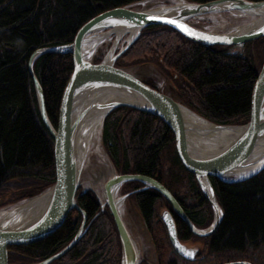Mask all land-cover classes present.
<instances>
[{
    "label": "trees",
    "instance_id": "1",
    "mask_svg": "<svg viewBox=\"0 0 264 264\" xmlns=\"http://www.w3.org/2000/svg\"><path fill=\"white\" fill-rule=\"evenodd\" d=\"M138 1L143 0H0V193L9 195L7 203L36 196L56 180L54 139L40 115L29 72L30 56L40 48L71 43L90 19ZM233 48L206 47L169 26L153 25L117 60L116 67L128 69L154 62L171 80V95L177 100L214 123L243 125L249 121L253 89L264 63V37L244 44L241 53L231 52ZM101 58L95 56L93 61L98 63ZM33 69L43 88L49 119L57 128L62 96L73 72L72 55H43ZM143 82L160 91L152 82ZM102 142L117 172L156 178L191 211L189 198L199 197L205 207L198 211L202 222L194 219L195 225L206 228L212 223L211 205L195 174L181 160L174 133L160 118L129 107L117 108L104 121ZM211 181L224 218L208 239L209 257L185 260V264H264V170L239 183L217 177ZM126 185L129 192L143 186L140 182ZM131 196L163 195L147 189ZM77 203L88 216L85 232L51 264H122L112 213L102 210L92 190L80 187ZM83 219L74 209L52 235L9 246L10 264H32L53 256L74 239ZM158 238L179 258L166 233Z\"/></svg>",
    "mask_w": 264,
    "mask_h": 264
},
{
    "label": "water",
    "instance_id": "2",
    "mask_svg": "<svg viewBox=\"0 0 264 264\" xmlns=\"http://www.w3.org/2000/svg\"><path fill=\"white\" fill-rule=\"evenodd\" d=\"M141 2V1H138ZM137 2L105 11L86 22L71 43L40 48L29 58V72L34 82L40 115L54 139L55 183L40 194L30 197L10 217L0 218V264H10L9 246L31 244L57 231L74 210L83 214V223L74 239L48 259L32 264H51L61 258L81 239L88 222L86 212L77 203L89 148L81 150V140L92 122H102L115 109L129 107L160 118L174 133L178 154L199 186L213 211L212 223L200 229L188 218L175 196L156 178L142 174L115 172L104 183L102 210L108 205L117 227L122 264H138V253L121 214L124 199L136 192L154 189L160 192L198 237L214 234L221 225L224 211L218 201L211 177L226 183H239L264 170V63L252 94L249 121L243 125L214 123L170 94L155 90L130 70L116 67L117 60L153 25L169 26L187 39L206 47L243 46L264 37V0H162L161 3L137 8ZM235 14L243 18L229 30L213 31L196 24L205 17ZM174 20L189 31L182 30ZM107 41L111 45L98 63L93 61L98 49ZM46 54H71L73 72L61 100L57 128L49 119L42 85L34 72L35 61ZM233 137L225 145L207 143L216 133ZM140 182L142 187L119 196L124 184ZM168 237L175 252L183 259L198 260V246L182 242L175 222L166 210L162 214ZM193 255L185 254V251ZM223 264H252L236 261Z\"/></svg>",
    "mask_w": 264,
    "mask_h": 264
},
{
    "label": "flooded vegetation",
    "instance_id": "3",
    "mask_svg": "<svg viewBox=\"0 0 264 264\" xmlns=\"http://www.w3.org/2000/svg\"><path fill=\"white\" fill-rule=\"evenodd\" d=\"M114 171L117 172L116 169H114ZM125 185L126 184H124L119 190L118 192L119 196L125 195L124 193ZM189 200H190V203L192 204L190 206L194 208V210L192 211L189 210V206L181 203L177 199L178 203L183 208L185 214L194 224H196L194 219L198 221L199 223L202 222L201 220L203 216L198 211L204 208L205 204L202 203L201 199L196 196L190 197ZM106 208L109 209V211L111 212L108 205H105L103 210H105ZM125 209L127 210V213L130 216V220L127 219L128 222L125 219L124 214H123V210ZM166 210L171 214L175 222L179 239L182 242H187L189 246L199 247L200 251L197 254L198 260L196 261H200L203 258L206 259L208 256V252H209L208 239H210L213 234L207 237H198L194 235L189 229L184 219L175 211V209L173 208V205L164 196H153L152 198L150 197V198L144 199L143 197H132L131 195H129L124 199L121 205V214H122L124 223L127 227V230L137 250L138 264H185L184 262L185 259L180 257L175 252L173 247L172 249L179 256V258H177L173 253H170V251H169V254L171 256L169 259L159 261L156 257L158 255L159 250H164V249L169 250V247L167 243L164 241V239L161 240L160 238H158L159 236L164 235V233H166L168 237L167 227H166L164 220L162 219V214ZM195 226L197 227V225ZM200 229H204V228H200ZM168 240H169V237H168ZM140 243L141 245L143 244L146 245L147 243V245L151 247V254H153L156 257V259H154L153 261H150L149 256L144 254V252H143L144 257L141 258L142 250H141V247H139ZM170 245H171V242H170Z\"/></svg>",
    "mask_w": 264,
    "mask_h": 264
},
{
    "label": "rangeland",
    "instance_id": "4",
    "mask_svg": "<svg viewBox=\"0 0 264 264\" xmlns=\"http://www.w3.org/2000/svg\"><path fill=\"white\" fill-rule=\"evenodd\" d=\"M161 2L162 0H143L141 2H137L135 6L137 8H145V7H149L157 3H161ZM242 21H243V18L238 15L223 14V15H214V16L202 18L200 20H197L196 24L201 27H207L208 29L213 30V31H225V30H229L236 24L241 23ZM110 45H111V41L105 42L98 49L96 56L103 57V55L106 53ZM242 51H243V46H236L231 50V52L233 53H241ZM127 70H130L136 77H138L142 81L152 82L161 92H164L170 95L171 93H173L172 92L173 84L171 80L162 75L158 66L154 62H149L144 65H136L131 68H128ZM102 131H103V127L101 130L99 148L91 151V153L89 154V158L84 168L82 179H81V188H82V191L92 190L97 195V197L100 196L103 201L102 191H103L104 183L107 181V179L110 176L114 175L115 167L113 166L104 148V145L102 142ZM127 187H129V185H125V188H124L125 194L133 192V191L129 192ZM7 198L9 199L8 194L2 193V192L0 193V210L9 209L13 207L14 205L19 204L23 202L24 200H26V199H22L17 202L7 203L9 201ZM123 214L126 220L127 219L130 220V216L127 213L126 209L123 210ZM139 247H141V250H142L141 258L144 257L143 255V252H144V254L149 256L150 261H153L154 259H156V257L159 261H161V260L169 259L171 256L169 254V250L164 249L160 251L162 252L161 259L159 258V255L155 257L153 254H151V247L148 246L147 243L146 245L144 244L141 245L140 243Z\"/></svg>",
    "mask_w": 264,
    "mask_h": 264
},
{
    "label": "bare ground",
    "instance_id": "5",
    "mask_svg": "<svg viewBox=\"0 0 264 264\" xmlns=\"http://www.w3.org/2000/svg\"><path fill=\"white\" fill-rule=\"evenodd\" d=\"M101 130H102V122L97 121L90 123L85 130L84 136L82 138L83 140H81V147H80L81 150L84 145L89 148L90 153L91 151L98 149L100 146ZM232 137L233 135L224 131L221 133H216L209 140H207V143H210L212 146H216V145L218 146L219 144L225 145L231 140ZM23 202L16 204L9 209L0 210V218L10 217L16 209L21 207V204Z\"/></svg>",
    "mask_w": 264,
    "mask_h": 264
},
{
    "label": "snow or ice",
    "instance_id": "6",
    "mask_svg": "<svg viewBox=\"0 0 264 264\" xmlns=\"http://www.w3.org/2000/svg\"><path fill=\"white\" fill-rule=\"evenodd\" d=\"M166 22L177 24V22L174 21V20H169V21H166ZM177 26H178V27H181L182 30L189 31V34H192V33L190 32V30L186 29L184 26L179 25V24H177ZM182 251H185V254H187V255H193V253L187 252L186 250H183V249H182Z\"/></svg>",
    "mask_w": 264,
    "mask_h": 264
}]
</instances>
